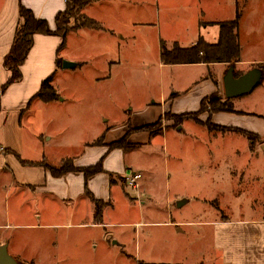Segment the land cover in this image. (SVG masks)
<instances>
[{"label": "rangeland", "instance_id": "rangeland-1", "mask_svg": "<svg viewBox=\"0 0 264 264\" xmlns=\"http://www.w3.org/2000/svg\"><path fill=\"white\" fill-rule=\"evenodd\" d=\"M238 3L246 12L240 33L248 37L241 48L247 61L260 57L259 47L264 44V35L252 36V25L260 18H255L257 9L251 0H143L142 5L132 1V21L119 13V9L131 13L130 9L114 5L119 16L111 15L118 18L113 24L120 31L117 45L123 60L115 81L101 80L109 71L102 68L105 59L98 54H103L108 41L94 35L82 43L75 36L68 38L72 54L88 45L86 51L95 53L97 61L96 66L58 74L53 85L59 99L39 110L34 108L24 117V126L44 141L49 165L59 167L62 158L72 161L83 153L80 144L82 147L96 136L99 122L110 118L113 110L121 114L117 131L132 123L156 120L164 112L161 105L165 101L169 111L150 124H158L152 133L141 130L148 125L129 130L124 136L128 135L130 148L124 152L128 154L110 158L113 169H120L123 161L135 166L128 176L137 173L141 180L133 188L127 179L111 174L123 190L112 189L114 204L103 207L105 225L79 228L69 225V220L66 225L53 227H16L14 221L4 220L12 225L8 230L0 229V244L9 242L18 262L199 264L210 256L212 227L186 229L188 222L202 226L264 225V82L247 95L227 100L223 77L229 65H212L206 71L202 65L165 66L159 61L160 39L190 46L199 36L200 20L205 25L206 33L201 31L204 40L215 44L219 28L206 21L228 19ZM74 26L72 20L69 27ZM239 63L235 65L236 75L264 67V61L246 66ZM203 75H208L216 87L212 95L231 111L201 112L202 101L210 95L191 112L197 103L190 102L193 96L187 90ZM116 104L124 112L118 111ZM187 108L190 113L176 115L171 111L184 112ZM180 116L179 122L173 118ZM135 133L149 135L150 144H131L129 136ZM186 198L190 203L180 207ZM0 208L5 210V196L1 194ZM109 234L113 236L111 242L107 241Z\"/></svg>", "mask_w": 264, "mask_h": 264}, {"label": "crops", "instance_id": "crops-1", "mask_svg": "<svg viewBox=\"0 0 264 264\" xmlns=\"http://www.w3.org/2000/svg\"><path fill=\"white\" fill-rule=\"evenodd\" d=\"M132 1L133 4L138 2L141 5L143 4V0H96L85 7L84 14L99 22L103 26V30L96 31L81 28L70 32L65 42L58 36H35L34 45L21 69L23 73L22 82L11 85L2 95L0 102V148L3 149L0 152V194L5 196V210L0 208V225H3L0 226V229L8 230V226L12 225L5 223L4 220L14 221L16 227H36L38 225L53 227L55 225H66L64 223L69 220L72 221V224L69 225L79 228H89L90 225H105L104 220H102V224L97 223L95 220V202L101 205L102 209L105 206L114 204L111 198L114 195L112 189H122V187L114 179L111 180L110 175L118 174L127 179L129 169L135 167L133 165L129 166L123 161L120 169L117 167L113 169V166L110 165L112 155L115 156V154L121 153L124 157L128 153L121 150L109 151L108 146L121 140L130 129H137L156 122L160 116L169 111L165 107L167 101L164 104L161 103L164 112L158 114L157 119L151 122L140 125L132 123L131 127H121L120 131H117L116 127H119L118 118L121 114L119 115L115 110L110 114V118H106L107 120L104 118L103 122L100 121L99 127L96 129V136L83 144L82 147L80 144V148L84 149V152H80L72 158L74 166L79 168L92 167L102 161L103 172L88 179L81 172L68 173L63 177L55 178L43 167L24 165V162L39 164L49 159V154L45 151L44 141L24 126V117L34 108L39 110L45 105L55 102L46 103L36 97L42 83L47 78L53 75L55 82L57 75L60 73L74 72L87 65L96 66V54L86 51L89 49L88 45H83L81 49L79 48L80 50H77L76 54L71 53L68 48V38L70 36L77 37L80 43L92 35L102 37L105 41H108L103 54H98L105 59L102 62V68L107 67L109 71V74L101 80L115 81L119 79L118 71L123 66V60L119 55L117 45L120 31L113 24L118 18H113L111 13L118 15L117 7L114 9V5L122 4V7L130 9L129 12L131 13L119 9V13L121 12L120 17L132 21ZM162 2L164 3V0ZM21 4L31 10L37 18L46 20L52 30L56 28L55 19L57 15L63 13L67 7L66 0H0V89L11 77V73L4 67V59L9 54L14 42L19 24V7ZM251 4L257 9L255 18H260L256 25H252L255 27L251 29L254 30L252 36L257 35L256 38H259L260 35H264V0H251ZM236 12L237 10L233 14H228L229 18L226 20H209L206 22L214 23L216 28H219L218 23L233 20ZM203 23L202 20L199 21V36L190 46L185 47L179 41L167 42L161 38L159 61L162 42L168 48H171L175 43H178L182 48H190L197 43L200 36L203 37L201 31L204 34L206 33ZM136 25L152 26L151 24ZM213 28L216 30L215 27ZM217 33L219 34V29H217ZM203 38L206 40L205 37ZM245 38L248 37L245 36L244 32L240 33L242 49L245 45ZM217 41L218 36L215 43ZM259 49L261 56L256 55L247 61L242 58L241 51L240 66L262 63L264 61V44H261ZM57 59L72 62L76 66L70 69H63L62 66L58 68ZM211 67L202 65L200 68H206V71H210ZM208 75L201 76L187 90V94L192 93L193 96L190 102L197 103L191 112H195L200 108L203 98L216 92V87ZM112 103L115 105L116 102L112 99ZM154 103L151 106L159 107ZM116 109L124 112L119 104H116ZM187 110L188 108L182 112V110L171 109L172 113L176 115L190 113ZM131 120L130 116V123ZM102 136L105 137L104 144L102 146L94 145ZM151 140L152 138L145 133H135L129 136V142L135 145L148 146ZM64 160L65 158H62L60 162L62 163ZM186 200L187 202L183 206L190 203L187 198ZM187 224L186 229L194 226L200 231H202L199 229L201 227H212L210 256L199 264H264V225L218 224L202 226L191 225L194 223L190 222ZM105 233H107V230ZM4 244L8 245L9 253L18 261L13 254L14 252H10L11 244L4 242L0 245Z\"/></svg>", "mask_w": 264, "mask_h": 264}, {"label": "trees", "instance_id": "trees-1", "mask_svg": "<svg viewBox=\"0 0 264 264\" xmlns=\"http://www.w3.org/2000/svg\"><path fill=\"white\" fill-rule=\"evenodd\" d=\"M96 0H66V10L57 15L55 19L56 29L52 30L49 23L44 19H39L35 14L24 7L22 4L19 7V24L16 30L14 42L12 44L9 54L4 59V67L11 73L8 82L0 89V102L2 95L13 84L22 82L23 73L22 66L24 65L33 45L36 35L44 36H58L64 42L67 35L81 28L100 31L103 26L96 20L88 17L83 13L85 7ZM236 16L233 20L218 23L219 34L218 41L215 44L207 43L203 37H199L197 43L190 48H182L178 43H175L171 48H168L164 42L161 43L160 61L165 66L176 65H218L227 64L229 68L241 62V41L240 31L244 16L246 15L245 6L238 3L236 8ZM74 20L75 26L71 29L70 22ZM63 46V45H62ZM62 60L57 59L58 68L62 66ZM264 74V67L258 66ZM240 77L242 75H236ZM264 82V81H263ZM54 76L47 78L41 86L40 91L36 95L37 98L46 103L53 102L59 99V95L54 85ZM217 86V85H216ZM231 111L225 104H221V100L216 96L207 97L201 103V112L209 111L214 114L218 111ZM179 120L183 118L173 117ZM158 124L148 125L141 130L152 133L153 128ZM132 131V129H130ZM128 136V135H127ZM127 136L123 139L116 141L109 145L110 151L122 150L125 152L129 147L127 143ZM105 137L102 136L99 141L94 145L102 146ZM103 140V141H102ZM29 166H39L48 170L53 177L60 178L68 173L81 172L85 175L86 179L103 172L102 161L97 165L87 168H79L74 166L73 161L64 160L59 167L51 166L47 162L36 163H23ZM111 180L113 176L110 175ZM96 203L95 220L97 223L102 224L103 209L102 206ZM21 264L20 262H18Z\"/></svg>", "mask_w": 264, "mask_h": 264}, {"label": "water", "instance_id": "water-1", "mask_svg": "<svg viewBox=\"0 0 264 264\" xmlns=\"http://www.w3.org/2000/svg\"><path fill=\"white\" fill-rule=\"evenodd\" d=\"M75 66L76 64L69 61L62 62L63 69H70L74 68ZM263 81L264 74L261 69L254 68L242 76L236 77L235 67L232 66L228 69L227 73L223 77L225 98L227 100H231L247 95L254 91L256 87L263 83ZM262 151L264 153V144L262 145ZM186 202V199L180 201L179 206L181 207ZM112 238L113 236L109 234L107 236V241L111 242ZM0 264H19L18 261H16V259L9 253L7 244L0 245Z\"/></svg>", "mask_w": 264, "mask_h": 264}, {"label": "built area", "instance_id": "built-area-1", "mask_svg": "<svg viewBox=\"0 0 264 264\" xmlns=\"http://www.w3.org/2000/svg\"><path fill=\"white\" fill-rule=\"evenodd\" d=\"M2 148H0V152H2ZM141 180V175L137 173H131L130 176L127 177V183L129 186L135 188L137 183Z\"/></svg>", "mask_w": 264, "mask_h": 264}]
</instances>
